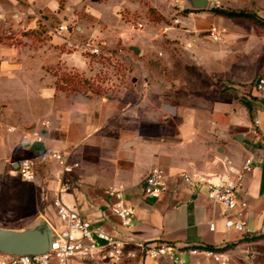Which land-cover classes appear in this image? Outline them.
Wrapping results in <instances>:
<instances>
[{"label":"crops","instance_id":"crops-1","mask_svg":"<svg viewBox=\"0 0 264 264\" xmlns=\"http://www.w3.org/2000/svg\"><path fill=\"white\" fill-rule=\"evenodd\" d=\"M181 3L184 9V0ZM211 8L246 11L264 20V0H209L207 10L178 16L176 24L186 30L169 35L186 45L184 53L210 89L200 96L159 91L147 98L160 104L153 120L137 119L145 99L131 107L129 102L66 94L42 87L39 79L34 82L28 76L34 66L23 60L0 63V89L15 82L24 88L23 95L2 96L18 106L15 112L12 105L4 108L9 125L0 128V230L51 231L58 226L51 205L58 167L53 161L40 163L44 147H49L69 154L70 161L78 164L68 176L69 191L62 200L94 226L123 233L110 213L113 200L107 195L108 190L122 187L134 211L130 232L134 238L172 245L194 264L213 263L189 255L192 247L226 245L224 252L232 264H264V239L243 240L264 235V97L252 90L257 74H264V28L215 15ZM211 26L223 32L220 42L208 39ZM202 32L207 41L199 36ZM144 122L153 126L141 128ZM34 132L43 135V144L34 141ZM22 159L37 163L31 182L22 181L14 171ZM246 161L252 163V170L243 175L237 194L238 203L246 207L235 214L246 225L243 233H237L224 227L220 206L209 201L204 190L191 191L177 175L195 170L232 177ZM153 168H160L168 178V191L156 200L144 197L141 190L143 178ZM212 223L214 231L209 230ZM69 264L96 262L73 258ZM123 264L166 263L127 258Z\"/></svg>","mask_w":264,"mask_h":264},{"label":"rangeland","instance_id":"rangeland-1","mask_svg":"<svg viewBox=\"0 0 264 264\" xmlns=\"http://www.w3.org/2000/svg\"><path fill=\"white\" fill-rule=\"evenodd\" d=\"M0 6V63L33 65L28 76L41 80L42 87L131 107L145 99L138 107L139 120H153L160 104L147 98L161 90L200 96L210 89L184 53L186 45L169 35L186 30L175 22L189 12L181 0H0ZM23 91L19 82L0 89V128L9 125L4 108L12 105L15 112L18 106L2 96ZM152 126L144 122L141 128Z\"/></svg>","mask_w":264,"mask_h":264},{"label":"built area","instance_id":"built-area-1","mask_svg":"<svg viewBox=\"0 0 264 264\" xmlns=\"http://www.w3.org/2000/svg\"><path fill=\"white\" fill-rule=\"evenodd\" d=\"M139 27H141L139 25ZM61 31L64 29L61 27ZM222 31L215 26L207 30V37L212 42H220ZM98 53L97 48L92 50ZM252 90L264 97V77L256 79ZM256 125L258 121L254 122ZM34 141L44 143L40 132L33 133ZM55 162L58 167V187L51 205L54 209L58 226L51 228V243L48 250L41 255L15 256L0 252V264H69L77 258L82 261H95L96 264H123L127 258L138 260L152 259L166 264H194L181 257L180 252L172 245L157 244L142 241L130 235L133 227L134 211L126 202L122 187L112 188L107 195L113 200L110 207L111 215L118 221L123 233H111L94 226L79 214L75 206L62 200V195L69 191L68 176L74 173L78 164L71 162L69 154L44 147L41 164ZM229 163V162H227ZM37 163L30 159H22L16 163L14 171L25 182L35 178ZM228 168V167H227ZM252 170V163L246 161L241 170L232 177L227 175L211 176L190 170L177 175L180 184L191 191L204 190L209 201L220 206V213L224 227L237 233H243L245 221L235 214L246 204L238 203L237 194L244 174ZM142 194L146 198L159 199L168 191V178L160 168H153L141 182ZM214 224L209 230L214 231ZM189 255H200L212 261L213 264H232L227 252L191 249Z\"/></svg>","mask_w":264,"mask_h":264},{"label":"water","instance_id":"water-1","mask_svg":"<svg viewBox=\"0 0 264 264\" xmlns=\"http://www.w3.org/2000/svg\"><path fill=\"white\" fill-rule=\"evenodd\" d=\"M184 6L190 11L207 10L209 0H184ZM135 54L139 51L132 48ZM16 167V164H15ZM51 231L49 229L25 230L14 232L0 230V252L8 255H41L50 247Z\"/></svg>","mask_w":264,"mask_h":264},{"label":"trees","instance_id":"trees-1","mask_svg":"<svg viewBox=\"0 0 264 264\" xmlns=\"http://www.w3.org/2000/svg\"><path fill=\"white\" fill-rule=\"evenodd\" d=\"M210 11L213 14H215V15H219V16L226 17V18H229V19H243V20L251 23L254 26L264 28V20H261L255 14L250 13V12H246V11H235V10H231V9H222V8H211ZM263 61H264V56H263L261 62H263ZM260 77H264V74L259 72L257 74L256 79H258ZM242 102H243V100H242ZM243 104L248 109H250L248 102H243ZM260 239H264V235H257V236H252V237H245L243 240L250 242V241H258ZM191 249L209 250V251H215V252H222V251H226L228 249V245L223 246V247H220V248H214V247H210V246H197V247H192Z\"/></svg>","mask_w":264,"mask_h":264}]
</instances>
